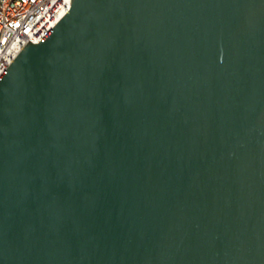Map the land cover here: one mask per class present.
I'll list each match as a JSON object with an SVG mask.
<instances>
[{
	"label": "water",
	"instance_id": "1",
	"mask_svg": "<svg viewBox=\"0 0 264 264\" xmlns=\"http://www.w3.org/2000/svg\"><path fill=\"white\" fill-rule=\"evenodd\" d=\"M0 264H264V0H71L28 40Z\"/></svg>",
	"mask_w": 264,
	"mask_h": 264
},
{
	"label": "built area",
	"instance_id": "2",
	"mask_svg": "<svg viewBox=\"0 0 264 264\" xmlns=\"http://www.w3.org/2000/svg\"><path fill=\"white\" fill-rule=\"evenodd\" d=\"M71 0H0V75L27 41L36 43L68 11Z\"/></svg>",
	"mask_w": 264,
	"mask_h": 264
}]
</instances>
